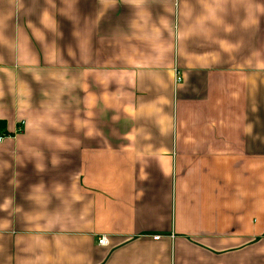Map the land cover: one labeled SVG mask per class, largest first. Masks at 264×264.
<instances>
[{"label": "crops", "instance_id": "0c3cea01", "mask_svg": "<svg viewBox=\"0 0 264 264\" xmlns=\"http://www.w3.org/2000/svg\"><path fill=\"white\" fill-rule=\"evenodd\" d=\"M78 6L93 18L99 8L97 0ZM149 7L153 23H169L163 56L128 27L123 6L108 12L87 53L66 69L45 64L33 40L41 69L67 71L97 97L98 133L86 138L69 128L79 143L57 153L58 166L41 145L43 172L24 159L0 175V203L13 200L0 211V264H264V70L256 68L264 61V17L245 29L243 7L230 4L224 19L231 33L208 24L210 37L181 38L203 14L199 0ZM58 19L61 44L73 43L71 23ZM12 67L5 57L0 163L15 161L29 142L26 114L8 95ZM19 74L31 85L34 108L58 87ZM84 96L79 86L63 95V110L82 112ZM41 185L46 199L36 204L28 196ZM101 236L106 246L97 243Z\"/></svg>", "mask_w": 264, "mask_h": 264}, {"label": "clouds", "instance_id": "9594fccd", "mask_svg": "<svg viewBox=\"0 0 264 264\" xmlns=\"http://www.w3.org/2000/svg\"><path fill=\"white\" fill-rule=\"evenodd\" d=\"M99 8L95 17L83 16L79 10V0H0V65L5 62V57L11 62L12 77L7 83L8 95L17 99L20 112L26 114L24 120L25 129L29 136V142L21 143L19 154L15 161L0 163V175L4 171H11L12 163L20 164L24 159L35 161L37 172L45 170V156L41 145L52 152L51 165L60 164L57 153L70 152L79 140L76 136L66 133L69 128L79 136L86 138L97 135L94 124L97 97L88 92V85L75 78H70L67 71H47L40 68V53L34 46L33 40L40 45L44 62L50 66L67 68L69 62L75 60L79 54L83 58L87 53L94 30L109 11H115L123 6L129 9L131 15L128 27L142 33L143 38L148 39L157 56H163L168 51V45L163 40V31L169 29L168 20L165 22L159 18L158 23L152 22L150 4L154 0H97ZM203 7V14L198 18L196 28H189L180 33L181 38L194 33L210 37L212 29L206 25L223 26L226 33L233 31V26L225 22L231 4L235 7L241 5L245 12L242 27L258 28L261 17H264V0H199ZM190 15V10L188 12ZM67 20L72 25L71 37L73 43L62 45L64 34L61 29L60 19ZM258 51V50H257ZM264 70V61L256 66ZM19 73L30 75L32 81L43 84L46 79L57 82V89L51 95L49 101L42 102L39 108L32 104L33 90L31 85ZM77 86L84 92L82 100L83 111L77 110L74 116H70L62 108L61 97L70 94ZM5 96L4 81H0V99ZM94 96L95 99H90ZM55 130L57 135L51 134ZM15 183V181H13ZM61 187H56V192ZM29 200L36 204H42L46 197L43 186H37L28 196ZM13 200L5 198L0 203V211L12 209ZM15 212L22 209L17 206ZM39 217H37L38 219ZM3 226L0 225V229Z\"/></svg>", "mask_w": 264, "mask_h": 264}, {"label": "built area", "instance_id": "2783aa9c", "mask_svg": "<svg viewBox=\"0 0 264 264\" xmlns=\"http://www.w3.org/2000/svg\"><path fill=\"white\" fill-rule=\"evenodd\" d=\"M178 75V74H176ZM180 81V77L176 76V83H178ZM23 125V123L21 124ZM22 128L18 129V132L21 131ZM4 139L3 136H0V142ZM160 238V236H155L153 239L154 240H158ZM97 243L101 246H106L108 244L107 238L105 236H101L100 238H98Z\"/></svg>", "mask_w": 264, "mask_h": 264}]
</instances>
